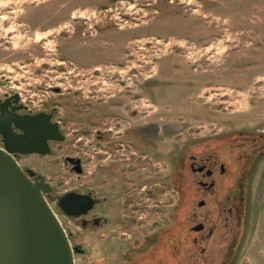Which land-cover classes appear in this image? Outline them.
Returning <instances> with one entry per match:
<instances>
[{
	"label": "rangeland",
	"instance_id": "obj_1",
	"mask_svg": "<svg viewBox=\"0 0 264 264\" xmlns=\"http://www.w3.org/2000/svg\"><path fill=\"white\" fill-rule=\"evenodd\" d=\"M46 5L52 25L34 18ZM75 22L88 39L72 42ZM14 94L55 111L65 136L19 166L52 200L101 201L73 220L48 200L74 264H264V0H0V98ZM191 156L225 164L212 189Z\"/></svg>",
	"mask_w": 264,
	"mask_h": 264
},
{
	"label": "water",
	"instance_id": "obj_2",
	"mask_svg": "<svg viewBox=\"0 0 264 264\" xmlns=\"http://www.w3.org/2000/svg\"><path fill=\"white\" fill-rule=\"evenodd\" d=\"M0 108V264H74V254L81 250L71 246L49 206L51 186L40 176L31 180L34 173L23 170L16 159L18 154L49 155V142H63L65 138L47 114L16 117L4 104ZM13 126L22 134L16 135ZM204 204L200 201L198 207ZM57 206L66 216H72L67 207L82 208L74 214L77 217L87 212L92 201L68 192L57 199ZM201 229L197 225L192 230Z\"/></svg>",
	"mask_w": 264,
	"mask_h": 264
},
{
	"label": "flooded vegetation",
	"instance_id": "obj_3",
	"mask_svg": "<svg viewBox=\"0 0 264 264\" xmlns=\"http://www.w3.org/2000/svg\"><path fill=\"white\" fill-rule=\"evenodd\" d=\"M26 1V0H24ZM38 7V4L36 5H27L25 6L24 8H28V9H33V8H36ZM41 7V6H40ZM13 8V7H10V9ZM43 8V6L41 7ZM48 6L46 5L44 7L45 12H44V15L42 16L41 14L39 15L37 13V15L35 14L34 18L36 20V23L40 22L41 20L44 21L46 24L49 22L50 24L49 25H52L53 22H55V19H56V13L52 12V10L50 9L48 11ZM48 11V12H47ZM13 11H10L9 13H12ZM69 17H73L72 15L69 16ZM22 18L24 20L26 19H31V16L30 14L28 15H24L22 16ZM38 21V22H37ZM75 24H77L76 27L73 28V35L70 37L72 39V42L75 43V42H81L83 41V39H88L89 38V28H85L83 27L84 25H87V22H75ZM76 52H80L81 49L79 47H76ZM69 57H73V53L70 52L69 50ZM84 58V57H82ZM84 60V59H83ZM97 71V69H95ZM69 73H72V71H70ZM55 92H58L57 90H55ZM5 105L6 109H7V112L12 115V116H16V117H30V116H35L37 114H47L50 116V119H51V122L53 123H57L58 126H59V130L60 132L62 133V126H61V122L56 120L55 119V111H36V112H33L29 107L28 105H25V104H22V101L20 100V97L18 94H14V95H8V96H5L3 98H0V105ZM115 108H119L121 109V106L118 105V106H113L111 107L110 109H107L108 112H111L112 110L115 111ZM112 109V110H111ZM1 110V108H0ZM90 116V113H89V108L86 107V108H75L74 106H70L69 105V119L72 118V119H80V118H83L85 117L86 118ZM0 117H1V111H0ZM14 133L16 135H21L22 132H20L18 129H16L14 126L12 127ZM106 130H96L95 131V134L97 136V138L99 140H102L104 139L107 135H106ZM108 131H111V129H108ZM63 134V133H62ZM64 136V134H63ZM65 138V136H64ZM65 140V139H64ZM53 143V142H49V147H50V144ZM3 147V144H2V141H1V137H0V148ZM51 150V148H50ZM51 153V152H50ZM24 155H20L18 154L16 156V159H17V162L18 160ZM190 169L193 173H198L201 175V179L199 180L198 182V185L204 189H212V187L215 185V178L214 176L216 175V172H218L220 175H224L225 172H226V166L224 163L222 162H218L217 159H214L212 157H200V158H197L195 156H191L190 158ZM198 169H202L201 172H198ZM69 170L71 172H75L77 175H80L83 173V170H82V164H81V160L79 158H72V157H69ZM79 172V173H78ZM207 173H209V175H207ZM37 176L34 175V177H31V180H35ZM206 180H209V182H207ZM203 184H207V185H212L211 188H208L207 186L204 187ZM52 192V191H51ZM68 193V192H67ZM69 193H73V194H76V195H79V196H84V197H87L88 199H90L92 201V206L87 210V212L83 215H79L77 217H74L75 213H77V211L79 210H82V208L80 207H77V206H70V207H67V210L69 211V213L72 215V216H66L57 206V199L59 197H57L56 200H52L51 199V196L49 194V199L52 201V202H55L57 208L59 209V211L65 215L66 217L70 218V219H73V220H76V219H81V218H87L90 216V214L93 212V210L100 204V199L96 196V193L91 191V190H83V191H76V190H73V191H69ZM63 196V195H62ZM61 197V196H60ZM230 198L227 199V201H229ZM223 210L224 211H227V216H226V222H228L229 220V217H232L233 215V212H232V208L231 207H223ZM229 215V217H228ZM95 219L97 218H93L92 220L95 221ZM84 225H86L84 223ZM198 225H201L202 226V229L200 231H198V233H200L201 235V240H204L205 239V230H204V225L203 224H198ZM213 235V229L210 230L208 233H207V236L208 237H212Z\"/></svg>",
	"mask_w": 264,
	"mask_h": 264
},
{
	"label": "bare ground",
	"instance_id": "obj_4",
	"mask_svg": "<svg viewBox=\"0 0 264 264\" xmlns=\"http://www.w3.org/2000/svg\"><path fill=\"white\" fill-rule=\"evenodd\" d=\"M48 201V200H47ZM55 214V213H54ZM56 215V214H55ZM56 217H57V215H56ZM57 219H58V217H57ZM59 220V219H58Z\"/></svg>",
	"mask_w": 264,
	"mask_h": 264
}]
</instances>
